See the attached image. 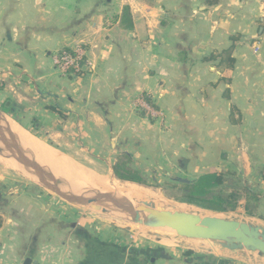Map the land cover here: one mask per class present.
Here are the masks:
<instances>
[{"label": "crops", "instance_id": "obj_1", "mask_svg": "<svg viewBox=\"0 0 264 264\" xmlns=\"http://www.w3.org/2000/svg\"><path fill=\"white\" fill-rule=\"evenodd\" d=\"M77 47L87 67L72 78L52 58ZM141 96L157 118L135 110ZM7 100L18 111L6 118L64 123L110 171L116 154L144 178L237 172L259 197L238 207L264 224V0H0V107ZM51 204L0 185V264L247 262L227 249L138 248Z\"/></svg>", "mask_w": 264, "mask_h": 264}, {"label": "rangeland", "instance_id": "obj_2", "mask_svg": "<svg viewBox=\"0 0 264 264\" xmlns=\"http://www.w3.org/2000/svg\"><path fill=\"white\" fill-rule=\"evenodd\" d=\"M12 120H14L15 122L19 121L17 123H19L25 129H27L33 135L41 138L40 141L42 142L45 141L48 146H51L56 150L60 151L61 153L66 154L67 157H69L72 162L88 169L89 173L109 175L112 177V179H114V181L117 180V182H120V184H130V185L134 184V183L119 181L118 179L115 178L112 170L110 171L106 169L105 166H103L102 164H98V162L94 161L93 157L88 155L87 151L84 149L85 146L83 148V143L78 135L77 130L71 129L65 131L64 128H66V126L64 123L61 124L57 123L59 124L58 127H56L55 125L54 127L50 128L51 127L50 125V127L48 126L47 128H45L44 127L45 125L41 123L35 124L33 123V121L31 122L23 121L24 122L23 123L22 119H12ZM39 124L41 125V127H38ZM20 129L22 128L20 127ZM59 132H62L61 134L62 136L57 134ZM4 154L7 153L4 151ZM27 157L29 156L27 155ZM110 158H112L113 161L116 160L115 163H117L120 156L113 154ZM5 159L9 160L8 157H6ZM9 161H11L13 168L7 165V163L0 160V185L3 188L5 189L11 188L12 190L18 189L20 191H23L24 194H34V195L44 196L47 199V201L50 200L54 203L51 205H60V207L64 209V211L72 209L77 213V215L80 216L83 215L84 217L93 220L95 222V225L103 229H108L109 231H112L115 234L119 233L120 235H122L123 241L130 242L133 245H135V247L144 248V249L147 247H160L161 245L162 246L165 245L163 244V241H165L164 239L166 238L170 242H172L171 244L173 245H165L163 247H167L169 249H178L179 251H189L191 253H196V255L201 253H205L207 255V254H211L214 251L222 252L225 249L223 247V244L219 242L205 241V240L199 241V239L182 237L178 235L176 231L174 232L172 229L170 228L168 229L167 227L164 226L152 227L150 225L139 224L133 221L127 224V222L120 221V219H123V217L122 218L117 217L114 219L115 217L114 211L112 213V211H110L108 206L100 203H94L95 198L97 196H95L94 199L91 200V203H89V205L86 206L80 203H75L68 199L67 200L62 199L57 195H55L54 193L40 187L35 182V180L30 176V174L26 171V169H22V167L19 164H16L12 160ZM16 166L18 167L16 168ZM157 174L159 175H156L155 177L149 176L145 178L148 181V185L146 187L137 184L133 185L140 190L141 196L146 197L149 201L151 200L156 202L167 201L172 203L184 204V205H188L190 208H192L195 211L197 210V212L198 211L204 213L207 212V214L212 213L213 215H219L227 220L238 221L241 223H249L256 226L260 225L259 227L264 228V224H261L260 221H258L257 219L248 218L244 214L243 212L244 210L242 209V206L238 207L237 210L234 212L216 213L194 205H189L175 201L176 197H181L182 195V189L184 188L183 184L177 182L176 180L172 181L171 177H167L164 172ZM46 176L54 179L52 180V183L56 182L55 183L56 185L57 184L60 185L57 186L65 188L64 186L65 183L59 181L54 175L46 174ZM174 179H178V178H174ZM227 184H228V188L225 190L226 193L231 191V188L234 185V181H229ZM71 188H69V190H72ZM237 193L239 195L240 192L237 190ZM86 194L87 193L85 191H82V195H86ZM242 195L243 194L241 193L240 196ZM98 206H100L102 210L97 209ZM103 207L107 209H103ZM189 242L201 244V246L192 248ZM238 251L239 252H233V253H236V255H243V258L247 260L245 264H264V257L259 256L258 253L251 252L248 250H238ZM259 257H261L262 259L260 260Z\"/></svg>", "mask_w": 264, "mask_h": 264}, {"label": "water", "instance_id": "obj_3", "mask_svg": "<svg viewBox=\"0 0 264 264\" xmlns=\"http://www.w3.org/2000/svg\"><path fill=\"white\" fill-rule=\"evenodd\" d=\"M2 115L6 114L0 111V130L2 129L0 137L3 141V145L0 144V147L7 153L9 160L26 169L43 189L62 199H68L75 203L81 202L85 206L97 196L94 203L106 205L114 212L117 211L124 216H130L135 223L152 227L164 226L176 231L182 237L219 242L223 244L225 249L231 251L248 250L264 257V228L259 226L227 219L201 221L198 216L179 212L157 211L116 197L93 194L91 191L86 195H82L80 192L59 188L55 183H52L53 178L45 176L42 167L36 161L27 157L18 140L12 136L8 127L3 123ZM181 181L188 182L185 179H181ZM123 220L120 219V221L125 222ZM154 263L155 259H152L151 264ZM24 264H32V260L27 259Z\"/></svg>", "mask_w": 264, "mask_h": 264}, {"label": "bare ground", "instance_id": "obj_4", "mask_svg": "<svg viewBox=\"0 0 264 264\" xmlns=\"http://www.w3.org/2000/svg\"><path fill=\"white\" fill-rule=\"evenodd\" d=\"M1 118L3 123L8 127L12 136L18 140L19 144L22 146V148L24 149L25 153H27L29 158L36 161L42 167L45 176L46 174L54 175L59 181L65 183L64 185L65 188L59 187L61 189L69 190V188L72 187L71 189L75 192L82 193V191H85L86 193H88L91 191L93 192V194H102V195L116 197L122 199L123 201L139 204L141 206H146L149 207L150 209H154L157 211H169L172 213L179 212L182 214L198 216L201 221L224 219L221 216L213 215L212 213L207 214V212L205 213L199 211L197 212V210L195 211L192 208H190L188 205H184V204L172 203L167 201H163V202H156L153 200L149 201L146 197L141 196L140 190L137 187L133 186L135 184L133 185L120 184V182H117V180L114 181V179H112V177L109 175L89 173L88 169L72 162L70 158L67 157L66 154L61 153L60 151L56 150L51 146H48L46 143L40 141L29 132L26 131L24 132V130L20 129V127L17 124H15L12 120L6 118L4 115H2ZM1 131L2 129L0 130V133ZM0 143H2L3 145V141L1 140V137H0ZM6 157L7 154H4L3 148L0 147V160L7 163V165L13 168L11 161L5 159ZM17 167L18 166H16V168ZM22 169L24 168L22 167ZM79 203L82 204L81 202ZM97 209L102 210L100 206H98ZM103 209H107V208L103 207ZM110 211H112L113 213L112 209H110ZM114 214L115 217L112 216L114 217V219L117 217L118 218L123 217L124 219L123 221L127 222V224H129V222L133 220L132 217L126 215L124 216L117 211H115ZM164 240L165 241H163V244L173 245L171 244L172 242H170L168 239L165 238ZM189 244L191 245L192 248L201 246V244L192 243V242H189Z\"/></svg>", "mask_w": 264, "mask_h": 264}, {"label": "trees", "instance_id": "obj_5", "mask_svg": "<svg viewBox=\"0 0 264 264\" xmlns=\"http://www.w3.org/2000/svg\"><path fill=\"white\" fill-rule=\"evenodd\" d=\"M128 13L129 9L125 8L123 18L126 19ZM233 47L234 46H231L224 52L229 66L234 64V59L229 55L232 52ZM51 108L62 115L58 108ZM0 109V111L10 117L16 118L15 111H18V105L7 100L3 105H1ZM33 123L38 124L40 122L37 119H33ZM38 127H41V125L39 124ZM130 162L131 158L128 155H123L119 158L113 167V174L115 178L119 181L134 183L146 187L148 185V181L142 176L141 172L135 171L129 166ZM175 180L184 186L181 197H176L175 201L194 205L212 212L228 213L236 211L239 206L240 199L246 194L248 198L249 196H252L251 198L255 203L256 208L259 203L258 195L254 192H250V190L244 186L243 178L237 172L229 171L222 173H206L199 176L195 180H188V182H183L181 179H173L172 181ZM229 181H234V185L232 186L231 191L226 193L225 190L228 188L227 183ZM237 190L240 192L239 195ZM241 193L243 194L242 196H240ZM247 214L252 215L253 213L251 210L247 209Z\"/></svg>", "mask_w": 264, "mask_h": 264}, {"label": "built area", "instance_id": "obj_6", "mask_svg": "<svg viewBox=\"0 0 264 264\" xmlns=\"http://www.w3.org/2000/svg\"><path fill=\"white\" fill-rule=\"evenodd\" d=\"M86 54L87 51L83 47L63 50L52 58V63L63 75L72 78L82 77L86 73ZM135 110L145 117L159 116V112L148 96H141L135 101Z\"/></svg>", "mask_w": 264, "mask_h": 264}]
</instances>
